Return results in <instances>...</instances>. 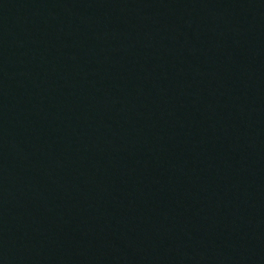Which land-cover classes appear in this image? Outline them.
Here are the masks:
<instances>
[{
	"label": "water",
	"instance_id": "1",
	"mask_svg": "<svg viewBox=\"0 0 264 264\" xmlns=\"http://www.w3.org/2000/svg\"><path fill=\"white\" fill-rule=\"evenodd\" d=\"M0 264H264V0H0Z\"/></svg>",
	"mask_w": 264,
	"mask_h": 264
}]
</instances>
